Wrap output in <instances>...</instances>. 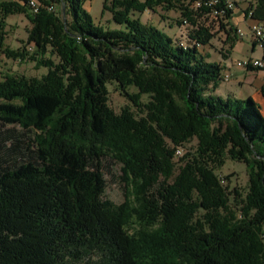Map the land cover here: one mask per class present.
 <instances>
[{"label":"trees","instance_id":"obj_1","mask_svg":"<svg viewBox=\"0 0 264 264\" xmlns=\"http://www.w3.org/2000/svg\"><path fill=\"white\" fill-rule=\"evenodd\" d=\"M86 1L37 0L34 14L28 0H0V50L6 20L24 15L34 53L6 56L47 70L0 80V264H264V116L252 98L217 95L224 67L202 52L215 35L190 0H105L110 28ZM252 1V20L264 23V0ZM158 8L180 11L188 42L136 16ZM109 84L137 112L116 114ZM16 127L34 138L10 163ZM194 139L193 160L176 174V148ZM227 158L250 171L239 218L223 213L216 170ZM107 159L122 165L132 202L104 199ZM133 221L147 229L131 233Z\"/></svg>","mask_w":264,"mask_h":264},{"label":"rangeland","instance_id":"obj_2","mask_svg":"<svg viewBox=\"0 0 264 264\" xmlns=\"http://www.w3.org/2000/svg\"><path fill=\"white\" fill-rule=\"evenodd\" d=\"M104 1L105 0H87L85 8L91 14L97 25L110 28L112 27L109 24V22H111V14L109 12L102 13ZM250 1L251 0H248V2ZM192 2V0L187 1L185 2V5L195 14L194 18L196 19V23L208 28L215 35L213 45L217 48V51H220L219 53L223 54L224 58L229 57V71L232 73V78L229 82H221L217 90V95L224 100L227 95H230L231 99L237 100L252 98L256 106L260 109L261 114L264 116V95L261 93V95L257 94L259 81L256 75L250 71L237 69L234 66L236 62H242L248 59L247 57L251 55L250 43H240L232 51V48L236 43V29L234 30L231 27L226 26L225 29H223L221 28L223 22L220 23L218 20H214L206 15L197 17L199 12L191 8ZM136 16L140 18L143 24L157 27L176 40L188 42V32L189 30H192V27L185 28L181 25L182 16L179 10L173 9L165 11L158 8L155 12L147 11L142 15L136 14ZM237 22L239 23V20H237ZM30 29L31 24L24 15H13L6 20V27L4 30L5 42L3 48L0 50V80L4 74H14L28 78H40L47 73L46 69H38L35 63L19 61L6 56L5 50L17 51L27 49L29 54L34 53V44H28V33ZM211 49V47L206 46L202 48V52H209ZM212 54L216 59L210 60L211 62L217 61L218 64L223 62L221 55H214L213 52ZM260 54L261 52L258 49L255 56L259 57ZM54 59L57 61L56 58ZM222 66L224 67L222 75H224L227 70L223 64ZM108 91L109 106L116 114H120L126 107L132 108L137 112L132 103L118 91L115 84H109ZM128 93L134 95L138 93V90L134 87H130ZM259 96L261 101L258 98ZM148 101L149 98L147 96H142L140 103L147 104ZM15 130L20 144H17L19 145V149L16 151V154H12L10 157V163H13L16 160V157L19 159L18 161L25 158L24 154H27L28 150H32V140L34 138V134L24 132L19 127H16ZM12 147L11 143L5 144V148ZM179 148L181 150L180 154L177 153V149ZM196 150V139L176 148L174 158L176 174L179 173L180 168L184 166L186 162L193 160ZM121 167L122 165L115 160L107 159L104 162V175L107 181L104 199L110 201L115 206H121L132 202L133 200L131 197V189L122 175ZM216 174L220 178L229 201L227 210L223 212L224 215H232L239 218L249 190L250 171L248 166L243 162L227 158L223 166L216 170ZM135 222L136 221H133V224L131 223L130 225L131 228L129 230L131 233L136 234L147 229L141 224ZM82 264L87 263L83 261Z\"/></svg>","mask_w":264,"mask_h":264},{"label":"built area","instance_id":"obj_3","mask_svg":"<svg viewBox=\"0 0 264 264\" xmlns=\"http://www.w3.org/2000/svg\"><path fill=\"white\" fill-rule=\"evenodd\" d=\"M247 2L248 0H194L191 4V8L197 11L203 6L207 7L209 8V12L206 14V16L214 20H218L221 23L227 21L226 17L229 13L233 14L237 9H239L243 4ZM28 5L34 14H37L41 8L37 0H28ZM48 10L50 12L55 11V9L51 6L48 7ZM252 14L253 12L250 8L247 15L248 19L252 20ZM183 27H189L186 21H184ZM249 32L255 47L260 50L261 56L257 58H249L242 62H236L234 66L237 69L246 70L250 72L264 71V25L260 22H255L250 26ZM236 35L241 40L246 37V33L241 29L236 30ZM229 70L227 69L226 73L222 75V81L229 82L231 80L232 73ZM177 153H181L180 148L177 149Z\"/></svg>","mask_w":264,"mask_h":264},{"label":"crops","instance_id":"obj_4","mask_svg":"<svg viewBox=\"0 0 264 264\" xmlns=\"http://www.w3.org/2000/svg\"><path fill=\"white\" fill-rule=\"evenodd\" d=\"M252 7H254V3L252 2V1H250V2H247V3H245V4H243L239 9H237L233 14H232V16L230 17V19H228L227 21H226V23H225V25H226V27H231L232 29H241V30H243L245 33H246V37L243 39V40H241L240 38H238V37H236V43H235V45H234V47L232 48V51L236 48V46L238 45V44H240V43H244V42H247V43H250V45H251V55L250 56H248L247 58L249 59V58H257V56H255V54L257 53V51H258V48H256L255 47V45H254V43H253V41H252V38H251V35H250V32H249V28H250V26L252 25V24H254L255 22H257V21H255V20H250V19H248V17H247V15H248V12H249V10H250V8H252ZM237 20H239V23L237 22ZM261 24H263L264 25V23H261ZM170 36V35H169ZM170 37H172V36H170ZM173 38V37H172ZM174 39V38H173ZM212 52L214 53V55L216 54H219V55H221V53H219L220 51L218 50L217 51V48H213V49H211V51H209V52H205L204 54H206V56L208 57V61L209 62H211L210 60H215L216 59V57L215 56H213V54H212ZM260 56H261V54H260ZM259 56V57H260ZM221 57H222V59H223V62L221 63L220 62V64L222 65H224L225 66V68H226V70L228 69H230L229 68V57H227V58H224L223 57V55H221ZM216 63H217V61H215ZM252 73H254L255 75H256V77H257V79H258V81H259V84H258V87H257V94L258 95H261L262 94V88L264 87V81H263V78H264V71H251ZM240 84V83H239ZM261 93V94H260ZM226 98H230L231 99V97H230V95H227L226 97H225V99ZM259 98V100L261 101V98H260V96L258 97Z\"/></svg>","mask_w":264,"mask_h":264}]
</instances>
